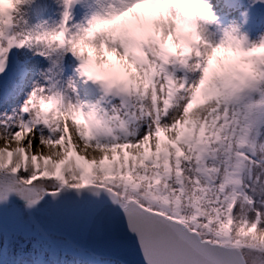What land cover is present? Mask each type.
I'll list each match as a JSON object with an SVG mask.
<instances>
[{"label": "snow or ice", "instance_id": "6c2138e0", "mask_svg": "<svg viewBox=\"0 0 264 264\" xmlns=\"http://www.w3.org/2000/svg\"><path fill=\"white\" fill-rule=\"evenodd\" d=\"M34 3L0 0V264H264V38L206 35L209 0Z\"/></svg>", "mask_w": 264, "mask_h": 264}, {"label": "bare ground", "instance_id": "6f19581e", "mask_svg": "<svg viewBox=\"0 0 264 264\" xmlns=\"http://www.w3.org/2000/svg\"><path fill=\"white\" fill-rule=\"evenodd\" d=\"M50 2V0H49ZM44 3V0H35V3L29 6H25L28 10L27 15L29 20H32V11L40 8ZM209 3L212 5L215 16V23L206 25V35L211 32H214L217 28V25L221 28H232L236 27L238 29V35L244 37L248 44H254L264 38V15H257V12L251 11L249 13V21L247 24L243 23V17L241 12L246 10L249 7L251 1L247 0H231L229 6H225L220 3L218 0H209ZM237 7V8H236ZM236 8V9H235ZM74 19L80 20L84 15V10L77 6L73 12ZM222 17H219L221 16ZM256 36V38H254ZM211 39L218 40L219 36L210 37ZM0 146L2 142H0Z\"/></svg>", "mask_w": 264, "mask_h": 264}, {"label": "rangeland", "instance_id": "374dc122", "mask_svg": "<svg viewBox=\"0 0 264 264\" xmlns=\"http://www.w3.org/2000/svg\"><path fill=\"white\" fill-rule=\"evenodd\" d=\"M247 1H251V3L249 4V10H255L256 9V0H247ZM258 10V14L260 15V13H264L261 11V9H256ZM254 38H256V36H254ZM259 42V41H258ZM257 43V42H256Z\"/></svg>", "mask_w": 264, "mask_h": 264}, {"label": "water", "instance_id": "95a60500", "mask_svg": "<svg viewBox=\"0 0 264 264\" xmlns=\"http://www.w3.org/2000/svg\"><path fill=\"white\" fill-rule=\"evenodd\" d=\"M263 8H264V4H263ZM131 264H139V258L138 257L132 258Z\"/></svg>", "mask_w": 264, "mask_h": 264}, {"label": "clouds", "instance_id": "9594fccd", "mask_svg": "<svg viewBox=\"0 0 264 264\" xmlns=\"http://www.w3.org/2000/svg\"><path fill=\"white\" fill-rule=\"evenodd\" d=\"M183 30H185V26L184 25H180L179 27H178V31H183ZM170 39V38H169Z\"/></svg>", "mask_w": 264, "mask_h": 264}]
</instances>
